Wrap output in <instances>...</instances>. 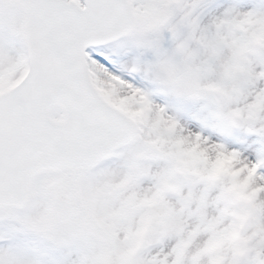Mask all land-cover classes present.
Instances as JSON below:
<instances>
[{"label": "snow or ice", "instance_id": "snow-or-ice-1", "mask_svg": "<svg viewBox=\"0 0 264 264\" xmlns=\"http://www.w3.org/2000/svg\"><path fill=\"white\" fill-rule=\"evenodd\" d=\"M0 264H264V0H0Z\"/></svg>", "mask_w": 264, "mask_h": 264}]
</instances>
